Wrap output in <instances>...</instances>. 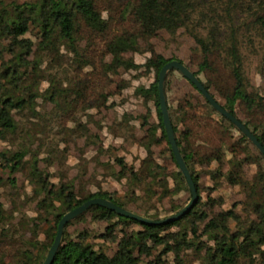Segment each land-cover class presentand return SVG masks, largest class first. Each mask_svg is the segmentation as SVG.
I'll use <instances>...</instances> for the list:
<instances>
[{
  "label": "trees",
  "instance_id": "trees-1",
  "mask_svg": "<svg viewBox=\"0 0 264 264\" xmlns=\"http://www.w3.org/2000/svg\"><path fill=\"white\" fill-rule=\"evenodd\" d=\"M162 30L171 36L183 30L195 40L191 62L197 70L193 72L215 98L213 89L225 100L222 104L216 98L228 111L247 118L246 125L264 146V84L253 86L248 75V64L255 58L257 72L264 78V0H0V142L19 145L0 150V170H26L40 212L34 220L53 222L45 241L39 240L40 226L35 224L32 236L17 250L18 226L25 229L28 221L22 215L13 224L18 208L9 211L0 201V264H42L61 218L92 198L109 199L127 209L134 204V212L154 220L184 207L172 204L164 212L153 204L155 198L162 203L164 197L190 192L180 170L164 175L166 167L152 149V145L168 141L158 81L162 67L173 59L157 52L151 42ZM129 52L150 56L138 63L126 55ZM121 69L125 73H154V81L137 86L136 94L156 106L159 129L152 127L140 141L147 155L138 167L129 165L124 156L110 153L106 166H120L114 176L128 181L129 193L118 197L98 190L80 195L73 181L53 182L51 172L40 166L41 150L29 145L46 133L50 121L40 109V101L54 103L64 111L59 120L62 124L76 108H109L114 106L109 103L115 94L111 90L114 76ZM45 82L48 86L43 87ZM128 86L129 81L123 78L116 87L121 92ZM193 87L200 97L187 94L178 100L176 119L169 104L168 108L197 186L196 204L179 219L162 224L144 223L94 205L67 224L52 264H264V155L239 130L237 136L235 125ZM71 101L76 106L69 110ZM91 137L100 139L99 134ZM172 157L176 162L173 152ZM213 163L216 167L207 172L210 178L239 187L245 195L219 211L215 206L225 203L223 197L202 196L197 172V165ZM250 165L255 171L248 178L246 167ZM6 181L16 189L9 197H19L22 193L16 188V178L0 176V187ZM140 190L143 195L138 194ZM87 213L96 221L107 222L105 230L98 234L68 232L67 227ZM107 242L117 244L113 255L104 246Z\"/></svg>",
  "mask_w": 264,
  "mask_h": 264
},
{
  "label": "rangeland",
  "instance_id": "rangeland-1",
  "mask_svg": "<svg viewBox=\"0 0 264 264\" xmlns=\"http://www.w3.org/2000/svg\"><path fill=\"white\" fill-rule=\"evenodd\" d=\"M17 1L23 3L37 0ZM151 42L155 45L157 52L163 54L166 58L180 60L189 66L192 71L197 70L196 65L191 62V55L197 44L183 30H179L175 36H171L168 32L162 30L160 36L152 38ZM126 55L135 58L138 63H144L148 56H150L149 53L132 52ZM110 58L108 57V60ZM255 64L256 59L254 58L248 64V75L253 86L262 87L264 78L257 72ZM142 72V70H133L125 73L121 69L120 73L114 76L115 84L111 88L115 94L111 96L109 103H114V106L89 110L76 108L73 111V115L69 119H66L64 124L59 121L61 120V115L63 116L64 114V111L59 106L54 103L49 102L45 104L42 100L40 101V109L49 117L50 121L45 130L46 133L38 135L34 143L29 145L33 150H41L40 156L43 159L40 162V166L51 172L53 182L73 181L76 192L80 195H86L98 190L114 192L118 197H124L129 193L128 181L125 178L120 180L114 176V172L120 170V166L115 164L113 165V169H109L106 163L110 161V153H113L124 156L129 165L138 167L147 155V150L140 141L150 133L149 131L152 127L158 128L159 126L158 112L154 103L136 94L137 86H148L155 79L153 72L148 74H143ZM60 77L62 78V76ZM167 77L169 80L166 95L167 102L171 106L174 119H176L177 115H175L174 110L178 104V100L187 94H193L197 97L200 96L193 85L178 70L173 71L172 74L169 71ZM123 78L129 81V86L119 92L116 86ZM46 86H48V83H43V87ZM212 91L215 93L216 98L224 104L225 100L214 89ZM75 106V102L71 101L69 110L74 109ZM238 115L244 122L247 121V118L242 113ZM180 128H183V126L180 125ZM160 133L161 130H158V134ZM97 134L100 135V139L91 137V135ZM235 134L237 136L239 135L238 129L235 130ZM176 136L179 137V133H176ZM17 146H19L18 143L0 142V150L4 148L15 149ZM108 149L110 152H108ZM152 149L157 161L166 167V173L164 175L180 170L172 157V151L170 150L168 141L163 140L159 144L156 143L152 145ZM215 167L216 163H213L211 166L197 165V172L200 176L199 183L202 196L206 197L211 193L213 196L223 197L225 203L222 206H215V210L219 211L222 208H229L232 203L242 200L245 195L240 191L239 187H232L222 179L217 182L213 181L207 172L209 169ZM227 169L228 165L224 167V170ZM254 171L255 167L252 165L247 166V177L251 178ZM0 176L5 178V180L8 177H15L16 188L18 187L22 193L19 197H9L11 196L10 192L16 191V189H12L11 184L7 183V181L0 187V201L6 204V208L9 211L13 210V207L18 208V211L14 213L16 218L12 220L13 224H17L22 215H25L28 221V226L25 229L18 226L20 232L15 236V248L18 250L24 247V241H26V238L28 239L32 236L35 224H39L40 226L39 240L45 241L47 239L46 231L51 227L53 222L45 219L34 220L40 212L37 208L38 200L32 197L33 187L28 182L27 171L23 170L11 173L8 170H0ZM161 177L163 176L160 175L159 178ZM170 184L174 186L172 180H170ZM155 189L158 191L161 190L158 186H155ZM138 194L143 195L144 190L138 191ZM190 199L191 192L181 191L174 196L164 197L162 203L155 198L153 204L159 210L164 211L168 210L172 204L183 207ZM135 206L132 204L129 206V209L136 211L137 208ZM20 212L23 214H20ZM107 224L105 221L94 220L92 214L87 213L82 220L70 224L67 230L72 235L80 230H87L92 234H98L105 230ZM23 233L25 237H22ZM93 240L96 242H104L100 238H93ZM104 246L107 252L113 255L116 251L117 244L107 242Z\"/></svg>",
  "mask_w": 264,
  "mask_h": 264
},
{
  "label": "water",
  "instance_id": "water-1",
  "mask_svg": "<svg viewBox=\"0 0 264 264\" xmlns=\"http://www.w3.org/2000/svg\"><path fill=\"white\" fill-rule=\"evenodd\" d=\"M171 70H178L187 80H189L195 87L201 92L204 98L210 102L212 107L222 116H225L229 119L235 127L254 144V146L264 155V146L261 144L257 136L249 129L245 122H243L238 116L232 114L228 111L214 96L209 90L203 85L201 80L198 76L183 62L179 60H171L167 62L161 69L159 73V81H158V88H159V96H160V108L164 123V128L168 137L169 144L171 146L173 155L176 159V162L179 166L180 171L182 172L183 176L185 177L188 187L191 192V199L190 201L177 213L161 220H154L147 218L137 212H134L130 209L123 208L120 205L116 204L115 202L105 199V198H92L85 201L83 204L79 205L78 207L68 211L60 220L58 224L57 234L55 236L54 242L49 249V252L44 259L42 264H52L57 251L62 243L64 230L67 224L74 219L82 216L90 207L94 205L103 206L105 208L110 209L111 211L116 212L119 215L125 216L127 218H132L144 223L148 224H162L168 221L176 220L182 217L183 215L187 214L192 207L196 204L199 199V193L197 190V186L195 181L192 177V174L184 160L183 154L181 152V148L177 142V136L173 127V123L171 120L168 102L165 93V80L167 74Z\"/></svg>",
  "mask_w": 264,
  "mask_h": 264
}]
</instances>
